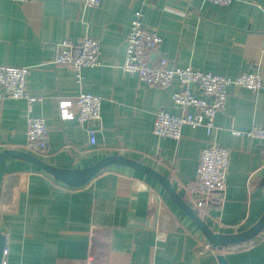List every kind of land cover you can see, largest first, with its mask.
I'll use <instances>...</instances> for the list:
<instances>
[{
    "label": "crops",
    "instance_id": "1",
    "mask_svg": "<svg viewBox=\"0 0 264 264\" xmlns=\"http://www.w3.org/2000/svg\"><path fill=\"white\" fill-rule=\"evenodd\" d=\"M156 31L170 66L226 78L243 73L261 80L256 93L228 86L224 108L208 137L202 127L183 126L175 141L152 133L159 110L179 113L171 100L180 87L148 86L120 66L133 14ZM95 38L100 65L80 71L54 65V46ZM0 65L29 69L27 93L36 98L0 101V152L24 150L29 117L48 125L44 152L30 153L49 165L87 168L109 154L124 156L168 179L185 202L200 150L212 141L229 152L219 209L207 208L213 232L235 234L264 212L263 142L245 135L264 125V0H100L96 8L67 0H0ZM101 99L100 122L62 120L57 100L78 93ZM191 93L199 96L196 88ZM68 110L75 114L72 104ZM95 130L89 144L88 130ZM1 264H264V231L237 248H213L160 184L131 168L113 165L87 184L71 188L21 160L0 164Z\"/></svg>",
    "mask_w": 264,
    "mask_h": 264
},
{
    "label": "built area",
    "instance_id": "2",
    "mask_svg": "<svg viewBox=\"0 0 264 264\" xmlns=\"http://www.w3.org/2000/svg\"><path fill=\"white\" fill-rule=\"evenodd\" d=\"M83 7L96 8L100 0H67ZM214 4H229L232 0H205ZM161 38L156 31L142 26L141 14L136 11L129 24L125 37V58L120 68L123 72L136 74L139 80L148 86L167 88L177 80L180 90L172 94L171 100L179 113L171 115L163 110L154 116L152 133L159 138L179 141L183 126L202 127L208 137L214 131V119L222 111L227 98V87L235 86L256 93L261 80L255 74L243 73L234 78L201 73L191 68L170 66L169 60L160 51ZM100 44L95 38L86 37L78 42L63 41L54 46L52 63L71 68L78 81L82 79L80 71L100 65ZM29 69L0 65V101L4 99L24 100L28 112L37 101L26 90V78ZM200 93L195 96L191 89ZM74 104L75 114L68 108ZM101 99L93 94L78 93L74 101L57 100L58 114L62 120L76 118L80 124L91 126L100 122ZM48 125L42 118L29 117L26 127L24 150L40 154L48 144ZM236 136L255 138L264 144V125L252 126L245 133L233 131ZM89 144H95V130H88ZM264 154V145L262 147ZM229 165V152L212 141L200 150L193 184L188 188L186 200L196 214L203 219L207 208L220 207L226 187V175ZM242 245V244H241ZM240 245L232 246L237 248ZM5 254V251H3ZM75 264V263H67Z\"/></svg>",
    "mask_w": 264,
    "mask_h": 264
},
{
    "label": "water",
    "instance_id": "3",
    "mask_svg": "<svg viewBox=\"0 0 264 264\" xmlns=\"http://www.w3.org/2000/svg\"><path fill=\"white\" fill-rule=\"evenodd\" d=\"M7 160H21L24 161L42 172L50 175L56 181L71 187L77 188L87 184L92 178L98 175L102 170L113 166L120 165L131 168L133 170L144 173L154 180L166 191L173 202L180 208L185 216L192 222L197 230L202 234L206 242L213 248H226L236 246L249 242L259 236L264 231V212L258 221L250 228L235 233V234H219L213 232L211 228L201 219L193 208L184 202L181 197L175 192L167 178L154 171L153 169L144 166L143 164L126 158L124 156L109 154L107 157L100 159L91 166L79 170H65L53 167L34 155L23 151L14 149H5L0 152V164ZM264 188V179L262 181ZM5 248L4 236L0 234V264L3 259V251ZM218 264H228L223 255L217 257Z\"/></svg>",
    "mask_w": 264,
    "mask_h": 264
},
{
    "label": "trees",
    "instance_id": "4",
    "mask_svg": "<svg viewBox=\"0 0 264 264\" xmlns=\"http://www.w3.org/2000/svg\"><path fill=\"white\" fill-rule=\"evenodd\" d=\"M241 245V244H240Z\"/></svg>",
    "mask_w": 264,
    "mask_h": 264
}]
</instances>
